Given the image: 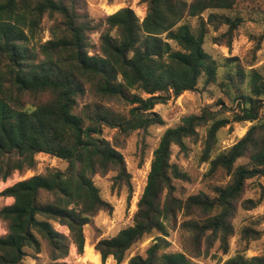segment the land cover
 I'll return each instance as SVG.
<instances>
[{"label": "trees", "instance_id": "trees-1", "mask_svg": "<svg viewBox=\"0 0 264 264\" xmlns=\"http://www.w3.org/2000/svg\"><path fill=\"white\" fill-rule=\"evenodd\" d=\"M145 2L142 20L125 6L94 22L79 12L76 0H0V181L33 169L39 153L68 163L66 169L50 167L0 191V196L14 198L0 209V219L7 222V232L0 235V264H36L26 258L36 259L40 253L48 256L44 264H69L63 259L71 244L82 254L86 224L113 208L94 177L112 172L113 191L125 189L128 202L133 192L120 144L105 138L102 126L129 135L163 125V117L152 111L156 105L196 90L201 79L203 88L218 82L219 63L204 49L207 25L215 30L228 26L223 36L230 43L244 19L215 10H231L237 0ZM45 17L52 22L47 40L42 37ZM195 17L201 20L196 30L187 22ZM94 33H100L97 42L92 40ZM214 42L221 44L220 37ZM254 49H260L259 42ZM235 66L250 88L248 94L233 98L239 100V110L229 118L204 107L163 132L133 223L94 244L103 264L108 258L116 264L127 259V264H199L194 259L207 255L216 243L227 254L239 210H253L262 203L264 193L258 199L244 195L248 180L264 177V75L257 67ZM86 85L101 105L114 100L132 105L129 116H115L99 107L92 114L86 108L76 113ZM219 103L226 108L224 101ZM248 121L253 124L247 132L212 157L218 131ZM203 126L207 133L202 161L209 162V175L223 169L230 180L215 185L213 194L200 191L181 197L176 182L189 181L190 175L172 162V147L184 150L186 139L197 137ZM242 157L248 158L247 164L235 166ZM179 217L185 250L171 251L167 237ZM55 224L65 225L69 234ZM239 233L241 247L222 264H264V255L244 254L263 231L245 225ZM149 237L153 240L145 254L130 256Z\"/></svg>", "mask_w": 264, "mask_h": 264}, {"label": "rangeland", "instance_id": "rangeland-1", "mask_svg": "<svg viewBox=\"0 0 264 264\" xmlns=\"http://www.w3.org/2000/svg\"><path fill=\"white\" fill-rule=\"evenodd\" d=\"M77 9L82 15H87L88 19L98 22L106 15L112 14L122 7L130 6L138 17L142 20L147 13V3L145 0H76ZM215 12H224L232 17H243L242 24L234 31L232 40L228 43V37L223 36L228 26L223 25L219 30H215L212 26L209 28L205 38L204 49L210 53L219 63L218 82L207 88H203V80L201 79L198 87L194 91H185L181 95L172 96L168 102L158 104L152 111L159 113L163 119V125H152L147 129H139L131 132L129 135L117 133V129L102 126L103 136L112 142H119L120 150L125 157L127 168L132 175L133 192L130 202L127 201L128 192L123 189L120 193L112 190V176L110 172L106 175L97 174L94 177L96 185L99 187L102 197L109 201L112 205L111 211H101L94 218L92 223L85 226L86 242L84 253L87 248L91 247L95 250L94 244L100 237H110L118 233V231L133 223V214L137 209V202L141 197L150 171L153 151L157 147L160 137L168 127H174L181 123L182 117L190 114L201 113L204 107H210L220 116L232 118V115L239 110V100H233L238 93L248 94L250 92L248 78L242 82L241 76L236 69V64L240 63L245 69L257 67L264 75V23L262 22L264 12V0H237L235 7L231 10ZM209 11L204 13L206 19ZM187 22L196 30L201 23L200 18H189ZM52 24L48 17L43 21L44 31L42 37L44 40L50 38L49 27ZM263 35V37H262ZM220 37L221 44L214 42V37ZM100 33L92 34V40L97 42ZM260 43V49L255 51V46ZM230 57H237V62L229 61ZM240 61V62H239ZM253 64V66L251 65ZM147 96V95H144ZM222 100L226 104V108L222 107L219 101ZM104 108L115 116H129V105L121 100L105 102L101 105L96 98L93 89L86 85L85 92L80 94L77 99L76 113H81L83 109H87L91 114L95 108ZM264 114V110H263ZM253 122H235L229 124L218 131V143L212 157L216 156L220 151L232 146L239 140L248 130ZM199 134L195 138L186 139V148L183 150L178 145L172 147V162L178 164L183 171L190 175L189 181H177L179 195L187 197L200 191L213 194L212 190L215 185H224L230 180V176L226 175L223 169L218 170L214 175H209V162L202 161L204 151V140L206 137L207 126L198 129ZM36 166L33 169L14 172L7 180L0 181V191L15 184L16 182L29 178L35 174L45 173L48 168L55 167L66 169L68 163L63 159L52 156L47 153H39L36 155ZM248 158H239L235 166L247 164ZM264 193V177L251 179L247 181V187L244 198L258 199ZM14 202L13 197L0 196V209ZM182 218L175 227L169 229L170 241L168 250L183 251L185 250V240L180 229ZM236 234L230 240V249L224 254L219 249V244L210 250L207 255L195 258V262L199 264H222L228 258L234 256L241 245L239 244L240 229L245 225L256 226L264 233V196L262 203L253 210L240 209L237 216L233 220ZM55 228L68 235L69 229L65 225L55 224ZM7 232V222L0 219V235ZM153 237L144 239L143 242L136 245L131 251L130 256L145 254L147 247L152 243ZM75 244H71L69 255L63 260L69 264H81V255ZM71 251L73 253H71ZM248 257L254 255H264V235L260 239L252 240L248 249L244 251ZM49 261L45 253L38 254L36 259L26 258V262L44 264ZM94 261V260H93ZM128 259L122 264H127ZM85 263V261H84ZM105 264H116L113 258H108Z\"/></svg>", "mask_w": 264, "mask_h": 264}, {"label": "crops", "instance_id": "crops-1", "mask_svg": "<svg viewBox=\"0 0 264 264\" xmlns=\"http://www.w3.org/2000/svg\"><path fill=\"white\" fill-rule=\"evenodd\" d=\"M76 248L77 247H74V249L76 250ZM91 248V247H90ZM93 249V248H92ZM71 253H73L72 251H71ZM84 253V252H83ZM82 253V254H83ZM81 254V255H82ZM99 253H95V255L96 256H98V258H99V262H96V261H93V259H91V257H88V255H87V252H85L84 253V255L83 256H81V264H103L102 263V261H101V256L100 255H98ZM84 261H85V263H84Z\"/></svg>", "mask_w": 264, "mask_h": 264}, {"label": "bare ground", "instance_id": "bare-ground-1", "mask_svg": "<svg viewBox=\"0 0 264 264\" xmlns=\"http://www.w3.org/2000/svg\"><path fill=\"white\" fill-rule=\"evenodd\" d=\"M95 253H96L95 250H92L90 247L87 248L88 257H91V259H93L94 261L99 262V258H98V256L95 255Z\"/></svg>", "mask_w": 264, "mask_h": 264}]
</instances>
